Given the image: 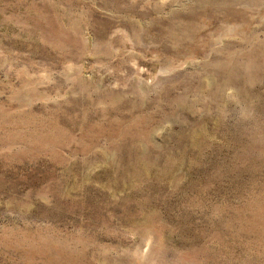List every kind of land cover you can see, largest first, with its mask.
Instances as JSON below:
<instances>
[{"label":"rangeland","instance_id":"obj_1","mask_svg":"<svg viewBox=\"0 0 264 264\" xmlns=\"http://www.w3.org/2000/svg\"><path fill=\"white\" fill-rule=\"evenodd\" d=\"M0 264H264V0H0Z\"/></svg>","mask_w":264,"mask_h":264},{"label":"bare ground","instance_id":"obj_2","mask_svg":"<svg viewBox=\"0 0 264 264\" xmlns=\"http://www.w3.org/2000/svg\"><path fill=\"white\" fill-rule=\"evenodd\" d=\"M121 1V0H120ZM107 3V2H106ZM118 3H120V2H118ZM117 5V4H116ZM134 6V5H133ZM163 6V5H162ZM132 7V6H131ZM130 7V8H131ZM134 7H136V6H134ZM133 7V8H134ZM125 8V7H124ZM137 8V7H136ZM219 9V8H218ZM134 10H135V8H134ZM137 10V9H136ZM191 10V9H190ZM130 11V10H129ZM141 11V10H140ZM155 11V10H154ZM195 11H197V10H195ZM147 12V11H146ZM142 14V13H141ZM133 20V19H132ZM141 20V19H140ZM129 21V20H128ZM131 21V20H130ZM122 24V23H121ZM127 24V23H126ZM135 24V23H134ZM138 24V23H137ZM123 25V24H122ZM125 25V24H124ZM138 26H140V25H138ZM138 26H137V28H138ZM146 26V25H145ZM132 27V26H131ZM135 27V26H134ZM105 28V27H104ZM128 28V27H127ZM107 29V28H106ZM125 29V28H124ZM139 29V28H138ZM133 30H136V29H133ZM132 31V30H131ZM105 32V31H104ZM128 33H130V32H128ZM134 33V32H133ZM189 33V32H188ZM184 36V35H183ZM100 37L101 36H99V39H100ZM132 37V36H131ZM185 37V36H184ZM104 38V37H103ZM187 38V37H186ZM102 39V38H101ZM134 39V38H133ZM170 39H172V38H170ZM173 40V39H172ZM176 43V42H175ZM104 49V48H103ZM99 52V51H98ZM114 96V95H113Z\"/></svg>","mask_w":264,"mask_h":264}]
</instances>
